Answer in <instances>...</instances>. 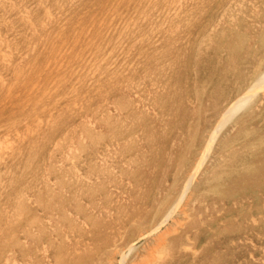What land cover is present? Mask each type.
Here are the masks:
<instances>
[{
    "label": "rangeland",
    "instance_id": "obj_1",
    "mask_svg": "<svg viewBox=\"0 0 264 264\" xmlns=\"http://www.w3.org/2000/svg\"><path fill=\"white\" fill-rule=\"evenodd\" d=\"M263 61L264 0H0V264H264L261 91L184 191Z\"/></svg>",
    "mask_w": 264,
    "mask_h": 264
},
{
    "label": "bare ground",
    "instance_id": "obj_2",
    "mask_svg": "<svg viewBox=\"0 0 264 264\" xmlns=\"http://www.w3.org/2000/svg\"><path fill=\"white\" fill-rule=\"evenodd\" d=\"M10 1H12V0H10ZM33 2V1H32ZM31 2V3H32ZM74 2V1H73ZM126 2V1H125ZM150 2V1H149ZM107 3V2H106ZM142 3V2H141ZM140 3V4H141ZM238 3V2H237ZM46 4H47V2H46ZM77 5V4H76ZM123 5V4H122ZM50 6V5H49ZM119 6V5H118ZM130 6V5H129ZM164 6V5H163ZM65 7V6H64ZM99 7V6H98ZM111 7H112V5H111ZM110 7V8H111ZM119 8V7H118ZM117 8V9H118ZM180 8V7H179ZM196 8V7H195ZM257 9V8H256ZM97 11V10H96ZM99 11V10H98ZM128 11V10H127ZM90 12V11H89ZM88 12V13H89ZM39 13V12H38ZM102 13H103V11H102ZM104 13H106V12H104ZM101 14V13H100ZM126 14V13H125ZM135 14V13H134ZM205 14V13H204ZM85 15V14H84ZM106 15V14H105ZM188 15V14H187ZM73 16V15H72ZM182 16V15H181ZM45 17V16H44ZM81 17V16H80ZM118 17V16H117ZM63 18V17H62ZM79 18V17H78ZM77 18V19H78ZM100 18V17H99ZM15 19V18H14ZM70 19V18H69ZM84 19V18H83ZM122 19V18H121ZM145 19V18H144ZM91 20V19H90ZM116 20V19H115ZM181 20V19H180ZM73 21V20H72ZM76 21V20H75ZM85 21V20H84ZM190 21V20H189ZM29 22V21H28ZM43 22V21H42ZM114 22V21H113ZM131 22V21H130ZM144 22H145V20H144ZM156 22V21H155ZM14 23V22H13ZM38 23V22H37ZM95 23V22H94ZM151 23V22H150ZM66 24V23H65ZM119 23H117V25H118ZM88 25V24H87ZM86 25V26H87ZM93 25V24H92ZM17 26V25H16ZM70 26V25H69ZM122 26V25H121ZM120 26V27H121ZM113 27V26H112ZM117 27V26H116ZM59 28V27H58ZM134 28V27H133ZM153 28V27H152ZM69 29V27L67 28V30ZM54 30V29H53ZM84 30V29H83ZM131 30V29H130ZM169 30V29H168ZM171 30V29H170ZM188 30H190V29H188ZM52 31V30H51ZM67 32V31H66ZM105 32V31H104ZM158 32V31H157ZM191 32V31H190ZM52 33V32H51ZM109 33V32H108ZM167 33V32H166ZM62 34V33H61ZM131 34H132V32H131ZM184 35V34H183ZM191 35H193V34H191ZM74 36V35H73ZM112 36V35H111ZM174 36V35H173ZM180 36V35H179ZM61 37V36H60ZM63 37V36H62ZM132 37V36H131ZM102 37H100V39H101ZM147 38V37H146ZM106 39V38H105ZM133 39H134V37H133ZM141 39V38H140ZM190 39V38H189ZM197 39V38H196ZM9 40V38H7V40L6 41H8ZM65 40V39H64ZM68 40V39H67ZM146 40V39H145ZM175 40V39H174ZM51 41V40H50ZM83 41V40H82ZM124 41V40H123ZM141 41V40H140ZM73 42V41H72ZM104 42V41H103ZM102 42V43H103ZM46 43V42H45ZM101 43V42H100ZM191 43V42H190ZM58 44V43H57ZM56 44V45H57ZM69 44V43H68ZM73 44V43H72ZM72 44H70V45H72ZM98 44V43H97ZM186 44V43H185ZM48 45V44H47ZM55 45V44H54ZM76 45V44H75ZM87 45V44H86ZM103 45V44H102ZM120 45H121V43H120ZM167 45H169V44H167ZM44 46V45H43ZM83 46H84V44H83ZM108 46V45H107ZM135 46V45H134ZM137 46V45H136ZM39 47V46H38ZM63 47V46H62ZM67 47V46H66ZM70 47V46H69ZM109 47V46H108ZM107 47V48H108ZM132 47V46H131ZM149 47V46H148ZM130 48V47H129ZM137 48H138V46H137ZM43 49V48H42ZM66 49V48H65ZM99 49H101V48H99ZM134 49V48H133ZM52 50V49H51ZM116 50H117V48H116ZM120 50V49H119ZM48 51V50H47ZM141 51V50H140ZM146 51V50H145ZM17 52V51H16ZM42 52V51H41ZM46 52V51H45ZM64 52V51H63ZM90 52V51H89ZM88 52V53H89ZM101 52V51H100ZM143 52V51H142ZM43 53V52H42ZM41 53V54H42ZM51 53V52H50ZM49 53V54H50ZM74 53V52H73ZM102 53V52H101ZM115 53V52H114ZM54 54V53H53ZM25 55V54H24ZM47 55V54H46ZM139 55V54H138ZM75 56V55H74ZM80 56V55H79ZM85 56V55H84ZM103 56V55H102ZM123 56V55H122ZM145 56H147V55H145ZM81 57V56H80ZM97 57V56H96ZM100 57V56H99ZM111 57V56H110ZM121 57V56H120ZM166 57V56H165ZM164 57V58H165ZM55 58V57H54ZM92 58V57H91ZM34 59V58H33ZM39 59V58H38ZM60 59V58H59ZM78 59V58H77ZM76 59V60H77ZM86 59V58H85ZM96 59V58H95ZM100 59V58H99ZM167 59V58H166ZM90 61L92 60V59H89ZM169 60V59H168ZM47 61V60H46ZM63 62V61H62ZM117 62V61H116ZM163 62H164V59H163ZM264 62V61H263ZM89 63V62H88ZM91 63V62H90ZM110 63V62H109ZM158 63H160V62H158ZM165 63V62H164ZM34 64H35V62H34ZM45 64V63H44ZM52 64V63H51ZM60 64V63H59ZM82 64V63H81ZM105 64V63H104ZM31 65V64H30ZM37 65V64H36ZM61 65V64H60ZM72 65V64H71ZM92 65V64H91ZM94 65V64H93ZM50 66V65H49ZM64 66H66V65H64ZM73 66H74V64H73ZM89 66V65H88ZM28 67V66H27ZM75 67V66H74ZM93 67V66H92ZM112 67V66H111ZM99 68H100V66H99ZM96 69V68H95ZM110 69V68H109ZM166 69H168V68H166ZM22 70V69H21ZM58 70H59V68H58ZM84 70V69H83ZM79 71V70H78ZM173 71V70H172ZM193 71V70H192ZM43 72V71H42ZM52 72V71H51ZM57 72V71H56ZM64 72V71H63ZM149 72H150V70H149ZM33 73V72H32ZM55 73V72H54ZM67 73V72H66ZM77 73V72H76ZM75 73V74H76ZM79 73V72H78ZM81 73H83V72H81ZM74 74V75H75ZM45 75V74H44ZM63 75V74H62ZM77 75H80V74H77ZM95 74H93V76H94ZM152 75V74H151ZM46 77V76H45ZM59 77V76H58ZM73 77V76H72ZM37 78V77H36ZM47 78V77H46ZM28 80V79H27ZM44 79H42V81H43ZM62 80H64V79H62ZM71 80V79H70ZM78 80V79H77ZM28 81H30V80H28ZM75 81V80H74ZM45 82V81H44ZM135 82V81H134ZM30 83V82H29ZM62 83V82H61ZM67 83V82H66ZM90 83V82H89ZM88 83V84H89ZM69 84H71V82L69 83ZM29 85V84H28ZM68 85V84H67ZM42 86V85H41ZM63 86H65L64 85V83H63ZM73 86V85H72ZM159 86V85H158ZM68 87H70V86H68ZM41 87H39V89H40ZM86 89V88H85ZM65 90H67V88L65 87ZM258 90H259V92L261 91V95L260 96H263L264 97V68H263V70L258 74V76L255 78V80L250 84V86L248 87V89L246 90V92H244L243 94H241L240 96H238V97H236L223 111H222V113L220 114L221 115V117H219V119L217 120V121H215L216 123H215V125L213 126V129H212V131L209 133V135H208V138H207V140H206V144H204L205 145V147L203 148L204 150H203V152L202 151H200V152H202L201 154V157H200V160H199V163L197 164V163H195V164H197V167H195L196 169L194 170V172H191V176L189 177V176H187V177H189L188 179H187V181H186V186H185V190L184 191H187V189H188V186L192 183V181H193V179H194V176H195V174L198 172V170H199V168H200V166L202 165V163H203V161L205 160V158H207V156H208V152H209V150H210V147L212 146V144L215 142V139H216V137L218 136V132H219V130H221L223 127H225V124L228 122V121H230V119L236 114V115H238L237 114V112H240V114H241V111H243V112H248L251 108H250V106H252L250 103H251V101L253 100L252 99V97L255 95V93L257 92L258 93ZM20 91V90H19ZM245 91V90H244ZM23 92V91H22ZM42 92V91H41ZM61 92V91H60ZM14 93V92H13ZM43 94V93H42ZM63 94V93H62ZM21 95V94H20ZM44 95V94H43ZM71 96V95H70ZM258 97V95L256 96V98ZM8 98V97H7ZM88 98V97H87ZM86 98V99H87ZM61 99V98H60ZM154 99V98H153ZM30 100V99H29ZM32 100V99H31ZM38 100V99H37ZM151 100V99H150ZM7 101V100H6ZM13 101V100H12ZM47 101V100H46ZM253 101H255V100H253ZM25 102V101H24ZM125 102H127V101H125ZM180 102V101H179ZM58 103V102H57ZM31 104V103H30ZM34 104V103H33ZM32 104V105H33ZM62 104V103H61ZM249 104H250V106H249ZM176 105V104H175ZM254 105V104H253ZM28 106V105H27ZM26 106V107H27ZM128 106V105H127ZM255 106V105H254ZM253 106V107H254ZM15 107V106H14ZM22 107V106H21ZM68 107V106H67ZM146 107V106H145ZM36 108V107H35ZM157 108V107H156ZM37 111H39V110H37ZM8 112V111H7ZM39 113V112H38ZM32 114V113H31ZM33 114H34V112H33ZM27 115V114H26ZM243 115V114H242ZM240 116V115H239ZM40 117H41V115H40ZM21 118V117H20ZM26 118V117H25ZM31 118H32V116H31ZM19 118H17V120H18ZM23 119V118H22ZM33 119V118H32ZM236 119V118H235ZM234 119V120H235ZM21 120V119H20ZM28 120V119H27ZM44 120V119H43ZM239 120V119H238ZM8 121V120H7ZM231 121L233 122V120L231 119ZM11 123V122H10ZM24 123V122H23ZM231 123V122H230ZM16 124V123H15ZM228 124V123H227ZM17 125V124H16ZM42 125V124H41ZM13 126V125H12ZM165 126V125H164ZM227 127V126H226ZM41 128V127H40ZM57 129V128H56ZM11 130V129H10ZM12 130H13V128H12ZM2 131V130H1ZM44 131V130H43ZM15 133V132H14ZM55 133H56V131H55ZM221 133V132H220ZM57 134V133H56ZM25 136V135H24ZM56 136V135H55ZM54 137V136H53ZM5 138H8L7 136L5 137L4 136V138L3 139H5ZM29 138V137H28ZM43 138V137H42ZM27 140V139H26ZM26 140H23L24 142L26 141ZM39 140V139H38ZM54 141V140H53ZM1 143V142H0ZM43 143H44V141H43ZM47 143H49V142H47ZM51 143V142H50ZM22 145V144H21ZM52 145V144H51ZM55 145V144H54ZM214 145V144H213ZM24 146V145H23ZM67 146V145H66ZM31 147V146H30ZM49 147V146H48ZM51 147V146H50ZM65 147V146H64ZM38 148V147H37ZM41 148V147H40ZM48 149V148H47ZM44 150V149H43ZM68 150V149H67ZM66 150V151H67ZM24 151V150H23ZM22 151V152H23ZM26 152H28V151H26ZM68 152V151H67ZM66 152V153H67ZM21 153V152H20ZM29 153V152H28ZM36 153H37V150H36ZM43 153V152H42ZM45 153V152H44ZM24 154V153H23ZM40 154V153H39ZM46 154V153H45ZM27 155H29V154H27ZM68 155V154H67ZM3 157V156H2ZM19 157V156H18ZM26 157H28V156H26ZM23 158V157H22ZM68 158V157H67ZM25 159V158H24ZM36 159H38V157L36 156ZM19 160V159H18ZM68 160H69V158H68ZM35 161V160H34ZM36 162H38V161H36ZM71 162V161H70ZM12 164V163H11ZM16 164V163H15ZM32 164V163H31ZM38 164V163H37ZM21 165V164H20ZM22 165H23V163H22ZM38 166V165H37ZM42 166V165H41ZM24 167V166H23ZM22 167V168H23ZM44 167V166H43ZM19 168V167H18ZM20 170V169H19ZM23 170V169H22ZM29 170V169H28ZM15 171V170H14ZM21 171V170H20ZM23 171H26V169L25 170H23ZM22 171V172H23ZM30 171H31V169H30ZM19 171H17V173H18ZM33 172V171H32ZM31 173V172H30ZM38 173H40V172H38ZM26 174V173H25ZM18 175V174H17ZM24 175V174H23ZM190 175V174H189ZM43 176V175H42ZM11 179V178H10ZM15 179V178H14ZM17 180V179H16ZM19 180V179H18ZM59 181V180H58ZM70 182V181H69ZM18 183V182H17ZM55 183V182H54ZM22 187V186H21ZM20 188V187H19ZM7 190V189H6ZM117 191V190H116ZM182 191V190H181ZM4 192V191H3ZM92 192V191H91ZM183 192V191H182ZM181 193V192H180ZM8 195H10V194H8ZM180 195V194H179ZM182 196H183V194H182ZM182 196H180V197H182ZM107 198V197H106ZM2 199V198H1ZM178 200H181V199H178ZM264 204V203H263ZM173 205V204H172ZM176 205H178L177 203H176ZM180 205V204H179ZM176 207V206H175ZM171 211V210H170ZM172 212V211H171ZM170 213V212H169ZM168 213V214H169ZM112 215V214H111ZM162 221H164V220H162ZM162 221H159L160 223L162 222ZM48 223V222H47ZM81 223V222H80ZM160 223H158L157 224V226L160 224ZM75 226V225H74ZM64 227V226H63ZM68 227V226H67ZM86 227V226H85ZM156 227V226H155ZM20 228V227H19ZM158 228V227H157ZM61 229V228H60ZM69 229V228H68ZM157 230V229H156ZM174 230V229H173ZM152 231V230H151ZM150 231V232H151ZM175 231V230H174ZM149 232V233H150ZM148 233V232H147ZM150 235V234H149ZM146 236H148V235H146ZM22 239V238H21ZM8 241V240H7ZM7 243V242H6ZM5 243V244H6ZM17 244V243H16ZM44 247V246H43ZM49 247V246H48ZM130 247V245L127 247V248H129ZM123 248V247H122ZM113 252V251H112ZM119 252V251H118ZM120 255V254H119ZM122 255V254H121ZM118 256V255H117ZM157 256V255H156ZM31 263V262H30Z\"/></svg>",
    "mask_w": 264,
    "mask_h": 264
}]
</instances>
